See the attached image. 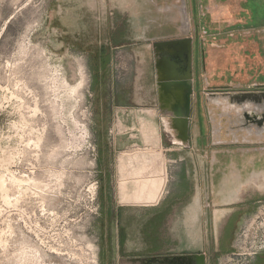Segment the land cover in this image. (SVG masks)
I'll list each match as a JSON object with an SVG mask.
<instances>
[{
	"label": "crops",
	"instance_id": "0c3cea01",
	"mask_svg": "<svg viewBox=\"0 0 264 264\" xmlns=\"http://www.w3.org/2000/svg\"><path fill=\"white\" fill-rule=\"evenodd\" d=\"M48 17L90 72L106 264H264L235 258L264 205V105L207 98L264 92V0H53ZM174 41L189 46L156 47Z\"/></svg>",
	"mask_w": 264,
	"mask_h": 264
},
{
	"label": "rangeland",
	"instance_id": "374dc122",
	"mask_svg": "<svg viewBox=\"0 0 264 264\" xmlns=\"http://www.w3.org/2000/svg\"><path fill=\"white\" fill-rule=\"evenodd\" d=\"M52 1L0 0V264H106L90 72L51 26Z\"/></svg>",
	"mask_w": 264,
	"mask_h": 264
},
{
	"label": "water",
	"instance_id": "95a60500",
	"mask_svg": "<svg viewBox=\"0 0 264 264\" xmlns=\"http://www.w3.org/2000/svg\"><path fill=\"white\" fill-rule=\"evenodd\" d=\"M188 34V33H187ZM188 45L189 42H166V43H161L157 44L156 47L160 49H169V48H175L178 45ZM178 90L181 92L182 96V103H183V111L182 110H174L178 111V114L182 116L183 118V132L181 133V140L184 142H187L189 140L188 136V124L190 121V116H191V98L193 94L192 90V81L189 78L188 81L182 82L179 85H177ZM207 98L215 103H226L229 104L230 106H233L238 109L244 110L246 107H258L264 105V92L263 93H257V92H242V93H235V94H218V93H209ZM179 104L176 106L178 107ZM254 114V113H253ZM253 119H248L251 120V122H255V120H258L257 115H252ZM241 118L246 119V114L244 112H241Z\"/></svg>",
	"mask_w": 264,
	"mask_h": 264
},
{
	"label": "built area",
	"instance_id": "2783aa9c",
	"mask_svg": "<svg viewBox=\"0 0 264 264\" xmlns=\"http://www.w3.org/2000/svg\"><path fill=\"white\" fill-rule=\"evenodd\" d=\"M259 213V216L247 223L239 235L235 252V258L238 260H246L260 253V251H258V246L261 242H264V218L260 223H257L256 220H260L261 214L264 215V206ZM252 230H254V232H252ZM260 232H262L263 235L260 234ZM262 248H264V243L261 244L259 249Z\"/></svg>",
	"mask_w": 264,
	"mask_h": 264
},
{
	"label": "flooded vegetation",
	"instance_id": "af4514ba",
	"mask_svg": "<svg viewBox=\"0 0 264 264\" xmlns=\"http://www.w3.org/2000/svg\"><path fill=\"white\" fill-rule=\"evenodd\" d=\"M260 44H262V43H260ZM204 56H205V55H204ZM203 59H204V57H203ZM257 88H258V87H257ZM257 88H256V89H257ZM237 92H238V91H237ZM237 92H236V93H237ZM213 93H214V92H213ZM215 93H216V92H215ZM225 93H227V92H225Z\"/></svg>",
	"mask_w": 264,
	"mask_h": 264
},
{
	"label": "bare ground",
	"instance_id": "6f19581e",
	"mask_svg": "<svg viewBox=\"0 0 264 264\" xmlns=\"http://www.w3.org/2000/svg\"><path fill=\"white\" fill-rule=\"evenodd\" d=\"M247 117V116H246Z\"/></svg>",
	"mask_w": 264,
	"mask_h": 264
}]
</instances>
